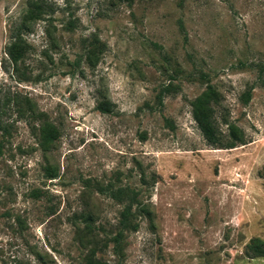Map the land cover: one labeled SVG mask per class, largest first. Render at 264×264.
<instances>
[{
  "label": "rangeland",
  "instance_id": "obj_1",
  "mask_svg": "<svg viewBox=\"0 0 264 264\" xmlns=\"http://www.w3.org/2000/svg\"><path fill=\"white\" fill-rule=\"evenodd\" d=\"M25 1L0 0V264H83L95 244L105 264H264L244 255L264 243V0H50L75 29L60 13L34 22L10 75ZM207 84L218 130L244 145H206L190 103ZM44 115L58 132L47 152ZM109 189L143 207L122 258L106 244Z\"/></svg>",
  "mask_w": 264,
  "mask_h": 264
},
{
  "label": "trees",
  "instance_id": "obj_2",
  "mask_svg": "<svg viewBox=\"0 0 264 264\" xmlns=\"http://www.w3.org/2000/svg\"><path fill=\"white\" fill-rule=\"evenodd\" d=\"M121 1V0H120ZM56 13L64 14L67 18L64 24L65 31H73L75 29V22L71 19L72 13L65 10V6L60 8L55 2L50 0H26L25 8L21 17V21L17 24L9 26L8 29V42L4 47L3 53L5 59L2 61V68L4 71L10 69L14 72L17 64L25 56L28 46L26 45L23 36L30 33L31 25L44 18V22H51ZM179 28L181 29V23L179 22ZM44 33L49 41V48L53 49L58 46L57 40L52 36L51 31L46 27ZM96 49V50H93ZM101 45L97 41L96 37H93L86 49V58L91 60L95 57L96 53L101 52ZM259 78L261 77V84L264 86V63L258 68ZM248 96L243 99V103H246ZM219 105L218 95L215 90L206 85L203 92L190 103L191 117L199 130L203 140L207 146L213 147V149H232L238 145H244V137L242 133L233 128L227 126L228 132L226 135H222L218 130L214 118L213 107ZM96 110L100 113H108L109 106L106 102L98 103ZM224 124L225 121H223ZM1 135L7 133L6 127L0 125ZM41 137V145L44 147V152H47L54 141L58 138V132L56 128L46 120L44 115V125L39 130ZM1 154V145H0ZM48 177H52L53 173H48ZM110 190V189H109ZM109 197L113 199L118 205L120 210L118 211L117 222L114 230L111 233L106 244H109L111 252L117 258H122V240L123 236L127 232H134L137 228V224L134 222L135 217L141 215L143 207H138L136 203L137 194L130 192L128 198L125 200L124 193L120 189L114 191H108ZM133 207L135 209H133ZM144 212V211H143ZM97 244L91 247L89 253L85 256L83 264H105L100 259L95 257L97 252ZM244 255L247 258L264 257V243L254 238L250 239L244 246Z\"/></svg>",
  "mask_w": 264,
  "mask_h": 264
}]
</instances>
